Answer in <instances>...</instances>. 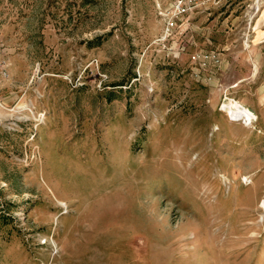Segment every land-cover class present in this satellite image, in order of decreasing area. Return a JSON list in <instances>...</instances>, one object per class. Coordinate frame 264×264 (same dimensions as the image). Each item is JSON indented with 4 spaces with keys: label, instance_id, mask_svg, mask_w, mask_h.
I'll return each mask as SVG.
<instances>
[{
    "label": "rangeland",
    "instance_id": "374dc122",
    "mask_svg": "<svg viewBox=\"0 0 264 264\" xmlns=\"http://www.w3.org/2000/svg\"><path fill=\"white\" fill-rule=\"evenodd\" d=\"M172 2L0 0V264H264V0Z\"/></svg>",
    "mask_w": 264,
    "mask_h": 264
},
{
    "label": "built area",
    "instance_id": "2783aa9c",
    "mask_svg": "<svg viewBox=\"0 0 264 264\" xmlns=\"http://www.w3.org/2000/svg\"><path fill=\"white\" fill-rule=\"evenodd\" d=\"M207 0H173L169 8L161 11L159 15L162 17L164 21V33L165 37L163 40L167 38L174 37L176 34V31L178 28H180V25L183 24V22L192 16L193 14L197 13L201 9L206 6ZM172 54L175 57H180L181 53L186 50V47L183 45H179L178 47H173ZM191 61L196 64L199 68V70L203 71L206 70L209 66L218 67L221 65L222 59L221 54L217 51H211V52H199L194 53L191 55ZM233 100H229L228 98H225L224 104H222V110L224 111V105L228 102H231ZM228 118L233 121H241L244 125L248 127H253L255 123L257 122L258 117H254L253 119H246V118H233L231 115L226 113Z\"/></svg>",
    "mask_w": 264,
    "mask_h": 264
},
{
    "label": "bare ground",
    "instance_id": "6f19581e",
    "mask_svg": "<svg viewBox=\"0 0 264 264\" xmlns=\"http://www.w3.org/2000/svg\"><path fill=\"white\" fill-rule=\"evenodd\" d=\"M227 108L229 109L230 113L233 114L234 116L244 117V118L249 117V110H248V108L246 106H244L243 104L239 103V102L231 101V103H229L227 105ZM225 109H226V107H225ZM4 116L5 115H3L0 112V118H3ZM245 179H247V178H245ZM247 198H246V200H248ZM262 207L264 208V200L262 202Z\"/></svg>",
    "mask_w": 264,
    "mask_h": 264
},
{
    "label": "crops",
    "instance_id": "0c3cea01",
    "mask_svg": "<svg viewBox=\"0 0 264 264\" xmlns=\"http://www.w3.org/2000/svg\"><path fill=\"white\" fill-rule=\"evenodd\" d=\"M256 47H257V50H259L260 52L264 53V45H262V46H256ZM262 99H264L263 96H262ZM108 262H109V264H123L122 263V260H121V257H116V256H111L109 258Z\"/></svg>",
    "mask_w": 264,
    "mask_h": 264
}]
</instances>
